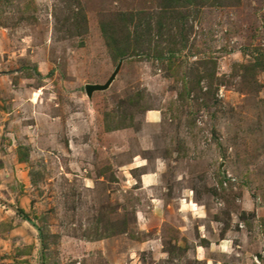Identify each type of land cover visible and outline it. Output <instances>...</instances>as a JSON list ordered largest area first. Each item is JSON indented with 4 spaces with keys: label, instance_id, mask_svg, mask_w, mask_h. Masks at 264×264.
Returning <instances> with one entry per match:
<instances>
[{
    "label": "rangeland",
    "instance_id": "374dc122",
    "mask_svg": "<svg viewBox=\"0 0 264 264\" xmlns=\"http://www.w3.org/2000/svg\"><path fill=\"white\" fill-rule=\"evenodd\" d=\"M0 264H264V0H0Z\"/></svg>",
    "mask_w": 264,
    "mask_h": 264
},
{
    "label": "water",
    "instance_id": "95a60500",
    "mask_svg": "<svg viewBox=\"0 0 264 264\" xmlns=\"http://www.w3.org/2000/svg\"><path fill=\"white\" fill-rule=\"evenodd\" d=\"M121 62H122V59L119 61L116 68L113 70L109 78L104 83H87L85 85V90H86L87 95L90 96L94 90L106 89L109 86V84L113 81V79L115 78V75L118 71V68Z\"/></svg>",
    "mask_w": 264,
    "mask_h": 264
},
{
    "label": "crops",
    "instance_id": "0c3cea01",
    "mask_svg": "<svg viewBox=\"0 0 264 264\" xmlns=\"http://www.w3.org/2000/svg\"><path fill=\"white\" fill-rule=\"evenodd\" d=\"M148 176V177H150L151 178V180L153 179V177H152V173H144V174H142V176L140 177V181L143 183V178H144V176ZM151 182V181H150ZM148 185V184H147Z\"/></svg>",
    "mask_w": 264,
    "mask_h": 264
}]
</instances>
